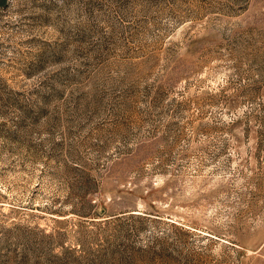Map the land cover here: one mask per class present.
<instances>
[{
    "label": "rangeland",
    "instance_id": "rangeland-1",
    "mask_svg": "<svg viewBox=\"0 0 264 264\" xmlns=\"http://www.w3.org/2000/svg\"><path fill=\"white\" fill-rule=\"evenodd\" d=\"M0 264H264V0H0Z\"/></svg>",
    "mask_w": 264,
    "mask_h": 264
}]
</instances>
